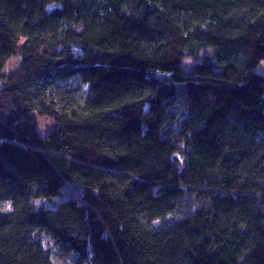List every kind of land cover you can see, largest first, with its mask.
Wrapping results in <instances>:
<instances>
[{
    "label": "trees",
    "instance_id": "obj_1",
    "mask_svg": "<svg viewBox=\"0 0 264 264\" xmlns=\"http://www.w3.org/2000/svg\"><path fill=\"white\" fill-rule=\"evenodd\" d=\"M263 62L264 0H0V264H264Z\"/></svg>",
    "mask_w": 264,
    "mask_h": 264
},
{
    "label": "rangeland",
    "instance_id": "obj_2",
    "mask_svg": "<svg viewBox=\"0 0 264 264\" xmlns=\"http://www.w3.org/2000/svg\"><path fill=\"white\" fill-rule=\"evenodd\" d=\"M15 64H16V58L10 61L9 66L6 67L4 72L6 73L8 71H11L12 69L11 67L12 66L14 67ZM185 65H188V63L185 62ZM257 73L264 75V62L258 66ZM34 120L35 123L37 124V129L41 136H46L54 128V123L50 119L39 117L37 114H35ZM70 194L78 198V195L73 194V191H71ZM61 200L62 199L59 198V202ZM44 203L48 205L46 202ZM57 203L58 202H56V204ZM4 208H7V206H4ZM36 239L40 242L43 249L48 250L50 252L52 264H73V262L71 261L72 260L71 257H65L60 252V250L54 245L53 240L48 235L44 233H38L36 235Z\"/></svg>",
    "mask_w": 264,
    "mask_h": 264
},
{
    "label": "clouds",
    "instance_id": "obj_3",
    "mask_svg": "<svg viewBox=\"0 0 264 264\" xmlns=\"http://www.w3.org/2000/svg\"><path fill=\"white\" fill-rule=\"evenodd\" d=\"M10 208H11V205L9 204V205H8V209L10 210Z\"/></svg>",
    "mask_w": 264,
    "mask_h": 264
}]
</instances>
